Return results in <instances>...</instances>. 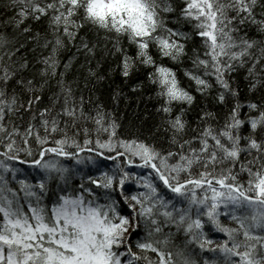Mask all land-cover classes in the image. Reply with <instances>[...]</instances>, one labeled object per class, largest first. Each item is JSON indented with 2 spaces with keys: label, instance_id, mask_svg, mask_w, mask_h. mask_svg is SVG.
<instances>
[{
  "label": "snow or ice",
  "instance_id": "snow-or-ice-1",
  "mask_svg": "<svg viewBox=\"0 0 264 264\" xmlns=\"http://www.w3.org/2000/svg\"><path fill=\"white\" fill-rule=\"evenodd\" d=\"M175 5L176 0H10L14 15L5 24L14 37L27 40L0 33V50H7V60L0 56V264H198L186 250L189 244L213 254L203 264H218L217 256L223 264H264V0H182L178 13ZM41 22L44 35H33L32 25ZM184 25H191V33ZM86 29H95L97 38ZM193 37L203 41V54L194 48L189 56ZM28 41L50 50L39 60V79L18 55ZM64 54L69 59L60 71ZM81 54L86 81L106 78L98 69L109 57L118 58L125 79L140 68L152 69L147 80L164 98L159 111L168 116L165 131L172 133L167 148L118 138L119 126L102 105L86 111L83 95L77 99L67 79ZM185 58L192 66L184 76L195 91L227 108L222 117L202 108L190 139H182L188 134L187 109L172 117V104L195 107L196 97L164 63L182 64ZM245 71L248 92L260 93L256 100L241 95L237 80ZM45 88L58 91L41 108ZM243 107L249 110L245 119ZM29 114L26 127L16 124ZM81 121L95 125V147L88 127L83 144L79 131L68 135ZM242 126L250 127L247 136ZM58 132L62 138L50 140ZM49 143L55 146L45 147ZM21 152L33 157L32 166L43 175L35 184L20 180L14 190L4 174L15 177L19 170L9 162ZM84 152L95 155L84 158ZM48 154L93 164L98 175L85 173L78 185L70 184L72 170L47 160ZM101 157L113 161L111 174L101 171ZM135 159L148 174L135 177L138 191L129 195L125 184L133 175L127 166ZM209 225L226 237L215 247L205 232ZM181 233L186 244L173 251Z\"/></svg>",
  "mask_w": 264,
  "mask_h": 264
},
{
  "label": "trees",
  "instance_id": "trees-1",
  "mask_svg": "<svg viewBox=\"0 0 264 264\" xmlns=\"http://www.w3.org/2000/svg\"><path fill=\"white\" fill-rule=\"evenodd\" d=\"M175 6L177 7L178 13L179 7H182V0H176ZM13 15L14 11L13 8L10 6V0H0V33H7L10 40L17 39L21 42H25L27 40L26 37L20 35H15L14 37L12 26L5 24V22L8 21L9 18ZM169 19L174 20L175 17L170 16ZM32 27L33 35H35L37 32H39L41 36L44 35L45 22H41V24L39 25H32ZM183 30L191 33V25H184ZM85 31L89 32V35L93 40L97 38L95 29H86ZM81 35L83 36L84 32H81ZM252 35L255 36L254 31L252 32ZM103 37L104 33L101 32L99 35L101 43H103ZM40 43H43V41L41 40ZM125 46H127L126 42ZM17 47H19V45H17ZM194 48L197 51H200L201 54H203V41L199 37H193L189 41L187 45L189 56H191L192 50ZM6 51V49L0 50V56H3L5 60H7V56L5 55ZM49 51L50 50H42L37 46L34 41H28L26 43V50H21L18 55L26 57L29 60V72L35 73L37 79H39V70L43 68V65L39 63V60L42 56H47L49 54ZM72 53H75L74 48L72 49ZM68 59L69 54H64L61 56L62 63L59 66L60 71L64 70L63 64L67 63ZM97 59H99V57H97ZM73 62L74 67L70 70L67 79L73 82V88L76 89L77 99L81 94L83 95L84 100L87 104L86 111L89 109H94L96 105H102V110L106 113H109L110 118L114 119L117 125L119 126L117 128V137L120 139H139L144 140L149 144H155L157 148L168 147L167 141L171 138L172 135L170 131H165L166 125L164 124V121L168 119V116H166L162 111H159V109H161L164 103V98L158 95V87L152 85L147 80V74L149 71H152V69L140 68L133 73L131 79H125L121 75L120 69L118 67V58L109 57L106 60L101 61L100 68L98 69L100 71V74L105 76L106 78L102 81H98L95 78H92L90 81H86L85 77L88 74V68L86 65L84 67H81V65L85 64L83 54L77 57ZM164 63L167 66L174 68V70L177 72V78L181 82V86L186 89H189L192 94L196 97L195 107H189L187 104H181L178 102H174L172 104V117H174L176 114H179L181 108L187 109L184 119L188 123L189 128L188 134L184 135L182 139H190L191 130L194 129L197 124V113L200 112L202 108L207 106L208 110L219 113L221 117L224 115V113L227 112V108L216 105L215 102L212 101L211 96L205 99L195 91L194 82L189 81L187 77L184 76V70L192 66L187 58H185V62L182 64L178 63L174 65L171 61L168 60H165ZM92 67L93 69L97 68L96 61H93ZM245 75L246 71L242 72L237 80V83L240 87L241 95L242 97L247 96L249 97V99L256 100L259 98L260 93L257 92L255 96H253L250 92H248L247 81L244 79ZM28 78L31 79L32 75L30 74ZM52 83L54 85L55 81H53ZM235 86L236 85L234 84L233 87ZM133 88H135L136 91H133ZM54 91L58 90L45 88L43 103L40 105L41 108H43L45 105H49L50 99L53 97ZM213 95H215V93H213ZM89 99H91L92 103H88ZM232 103L235 104L236 101L233 100ZM240 103L246 104L247 101L241 99ZM56 111H60L59 107L56 108ZM248 111L249 110L247 107H243L241 109L242 114L240 118L245 119L248 114ZM94 114L95 113L93 111V115ZM30 116L31 114H29V116L24 117L23 121H21L19 118H16V124L18 126L23 125V127H26ZM23 127L21 128V131H23ZM63 127L64 125L63 123H61V128L63 129ZM84 127H88L90 130H93L95 128V125L91 121H89L87 124H85L84 121H81L79 129L74 127L68 128V135L72 136L77 131H79L80 134L77 139L81 144H83V139L85 138L83 134ZM249 132L250 127L242 126L241 135L247 136ZM41 134H43V129H41ZM62 136L63 132H58L51 136L50 140L60 139L62 138ZM90 139L93 141L92 147H95V140L97 139V136L94 130L91 133ZM100 139L102 141L106 140L107 135L102 134L100 136ZM18 144H20V141H18ZM31 146L33 152L36 153L38 151V148L35 144V141H32ZM52 146L55 145L53 143L45 145V147ZM2 150L3 149H0V151ZM89 155L94 156L95 154L88 152L81 153V156L84 158H87ZM107 155L108 153L105 152V156ZM112 155H114V153H112ZM32 158L33 157L28 156L26 153L21 152L19 153L18 160L9 162L12 167L19 170L16 173L15 177H13L11 173L4 174L5 178L9 182V186L12 187L14 190L20 188V180H25L29 184H35L43 175L42 170L32 166ZM46 159L54 161L60 166L72 170V176L69 181L70 184L75 183L78 185L80 183L81 177L84 176L85 173L98 175V173L95 171L96 166L93 164L76 165L75 161L71 159L57 157L53 154H48L46 156ZM99 159L101 161V171H109V173L111 174V170L115 168L113 161L107 160L103 157ZM140 163L141 161H139V159H135L134 164L132 166H127V170L133 175V179L125 184L126 194L130 195L138 191L135 183V177L145 176L148 174V170L136 167V165H139ZM198 171L199 169H194V174ZM246 180L247 177L245 174V179L243 182L246 183ZM52 186L55 187V185ZM221 219L222 222H224L225 224L230 223L227 219L223 217ZM172 231L175 232V229H172ZM205 232L207 234V238L215 242L213 244V247H215L216 244L221 243L224 239H226V237L222 233L216 232L214 229H212L210 225L206 226ZM132 239L133 241H135L136 236H133ZM185 244L186 240L184 234L181 233L179 239L175 240V245L173 246L172 250L175 251L177 247H182ZM186 250L192 259L198 261V264H203L205 259L211 258L213 255L212 253H209L207 251L201 252L198 247V244H189L187 245ZM216 259L218 260V264H223L222 258L217 256Z\"/></svg>",
  "mask_w": 264,
  "mask_h": 264
}]
</instances>
